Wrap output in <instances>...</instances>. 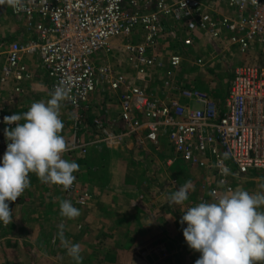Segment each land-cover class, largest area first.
I'll list each match as a JSON object with an SVG mask.
<instances>
[{"label": "built area", "instance_id": "2783aa9c", "mask_svg": "<svg viewBox=\"0 0 264 264\" xmlns=\"http://www.w3.org/2000/svg\"><path fill=\"white\" fill-rule=\"evenodd\" d=\"M209 1L155 0L147 8L144 0H8L12 16L29 38L4 47L0 101L1 85L8 81L13 91H21L28 74L21 55L33 54L50 93L59 81H71L64 102L73 113L74 126L86 119L98 87L106 88L117 98L120 112L110 123L94 118L98 140L115 144L130 136L139 146L144 137L157 147L163 140L175 158L213 174L218 186L210 193L216 198L231 174L264 172V65H236L218 102L197 86L172 82L181 57L172 53L164 61L159 52L162 35L165 27L181 24V34L171 32L172 48L185 52L194 47L195 33L208 34L213 41L224 30L231 47L250 53L264 44V0H223L232 11L230 19L218 17L212 5L216 0ZM119 43L127 56V70L104 58ZM196 64L201 66L202 60ZM161 68L167 79L157 91L144 92L152 71ZM167 85L176 88L185 103L172 98ZM5 116L0 104V156L6 150L3 129L12 127L2 123ZM223 166L230 169L227 175L221 173ZM157 251L163 253L159 247Z\"/></svg>", "mask_w": 264, "mask_h": 264}, {"label": "crops", "instance_id": "0c3cea01", "mask_svg": "<svg viewBox=\"0 0 264 264\" xmlns=\"http://www.w3.org/2000/svg\"><path fill=\"white\" fill-rule=\"evenodd\" d=\"M212 5L218 17H232V11L223 0H216ZM7 6L9 10L8 0ZM174 26L181 34L182 25H172V33L175 32ZM219 31L220 39L213 41L205 33L193 35L196 43L190 50L200 51L201 66L211 63L202 52V49L208 50V46L214 50V56L223 61L229 60L233 51L242 56L240 59L244 57L242 51L230 46L228 34L224 30ZM25 34L16 36L15 33L16 37L11 41L25 42L29 38ZM250 53L264 54V44L255 46ZM0 54L1 75L3 51ZM185 55L181 56V66L173 71L172 82L178 79V85L197 86L220 102L221 99L214 97L200 82L197 84L198 71L202 67H186L182 60ZM21 61L28 72L21 91H13L11 81L1 85L0 104L7 116L22 114L32 102H46L50 98L47 77L39 67L37 57L22 54ZM187 71L190 74L186 78ZM166 79L161 68L154 69L148 80L157 81L152 86L158 88V84ZM157 88L151 92L157 91ZM166 88L172 89V98L185 103L176 88L168 85ZM98 101H90L87 117L78 126H74L70 107L61 102L71 112V118L67 115L64 117L60 112L63 123L60 135L68 145L63 158L79 165V170L73 173L76 179L70 189L64 190L60 185L42 183L35 174L29 173L30 186L16 201L9 202L12 222L8 226L0 224V264H74L57 237L61 226L69 244H80L82 264H194L199 253L187 247L182 236V227L186 225L179 223L185 208L202 201L215 202L220 196L228 194L229 190L238 187L249 193L264 194V172L259 175L255 172L231 174L227 185L221 187L218 197L214 198L210 189L218 186V183L213 174L205 168L175 158L163 140L157 147L144 137L143 143L138 146L130 136L123 137L121 143L115 144H107L88 134L82 136L88 128L94 130L92 122L99 117L95 115ZM115 104L112 120H117L120 112L117 100ZM191 104L197 107L199 103ZM186 181H191L194 186V191L189 189L188 200L181 205L169 203L168 196ZM60 200L70 201L80 215L74 219L62 217L59 214ZM259 210L264 211V206ZM156 247L161 248L163 253L155 252Z\"/></svg>", "mask_w": 264, "mask_h": 264}, {"label": "clouds", "instance_id": "9594fccd", "mask_svg": "<svg viewBox=\"0 0 264 264\" xmlns=\"http://www.w3.org/2000/svg\"><path fill=\"white\" fill-rule=\"evenodd\" d=\"M255 2V0H253ZM71 88L70 80H61L50 98L34 101L22 114L3 117L6 150L0 156V224L12 222L9 202L30 186L29 173L42 183L60 185L67 190L75 181L79 165L63 158L68 145L62 135L61 102ZM23 121V123H20ZM228 158V153H224ZM230 169L221 168L227 175ZM191 181H186L168 196L171 204L181 205L189 198ZM264 194L249 193L242 188L229 190L215 202H199L186 207L179 223L187 247L199 253L194 264H264ZM59 214L67 219L80 215L68 200H60ZM57 237L74 264H82L81 246L69 244L63 228Z\"/></svg>", "mask_w": 264, "mask_h": 264}, {"label": "rangeland", "instance_id": "374dc122", "mask_svg": "<svg viewBox=\"0 0 264 264\" xmlns=\"http://www.w3.org/2000/svg\"><path fill=\"white\" fill-rule=\"evenodd\" d=\"M146 2L147 8H150L155 0H144ZM15 29V30H14ZM14 31V33L10 36V34ZM173 31L177 32L173 28ZM172 27H165L164 33L162 35V48L160 47V55L162 58H164L166 61L167 55L176 53L179 54L181 57L183 54L185 55V58L182 59L188 68H200L199 70V80L197 84L199 85V82L202 84V87H206L207 90L211 91L217 99H223V96L225 95L231 76L232 71L238 64L248 63V64H260L264 65V54H257L254 55L252 53L243 54V58L240 59V56L238 53H235L233 51L232 56H230L229 60L223 61L222 59H218L217 56H214V50L210 49V46H208V50H203L202 52H205L208 59L211 60L210 64H204L203 66H198L196 64L197 59H201V53L200 51H185L183 52L179 48L177 50H174L172 48ZM174 32V35L176 33ZM17 34L26 35L25 31L23 30V26H21L20 22H18L10 13L7 6V0H0V52L3 51V48L5 45H7L12 39H14ZM27 39V38H26ZM24 39V40H26ZM212 41V40H211ZM192 47L191 49H193ZM212 48V47H211ZM173 49V50H172ZM167 51V53L164 54V51ZM114 52V53H113ZM113 52L109 53L108 55H104L105 60H109L112 62L113 65H116L120 69H128L127 65V56L124 51V47L122 46V43H119L117 48L113 50ZM0 57L2 55L0 54ZM212 57V58H211ZM182 58V57H181ZM188 74H190L188 71L185 73L186 78L188 77ZM183 77V76H182ZM189 79V78H188ZM189 81V80H187ZM157 81L155 80H147L145 86L143 87L144 92L148 93L149 91L155 90L157 87H153L152 84H156ZM190 83V82H188ZM192 84V83H191ZM102 87H98V90L96 91L95 95L91 98V101L99 100L96 107V116H100L101 121H107V123H110V121L113 119L112 114L115 115L116 111V100L117 98L113 95V93H110L106 88L101 89ZM64 108V110H63ZM61 114L65 117L67 115L68 118H71V112L69 111V108L65 104H61L60 108ZM93 126V125H92ZM85 134H88L91 138H97L99 131L97 128L94 127V130L92 131L91 128H88L86 133H82V136ZM166 147V146H165ZM256 175L261 174L260 172H255Z\"/></svg>", "mask_w": 264, "mask_h": 264}]
</instances>
